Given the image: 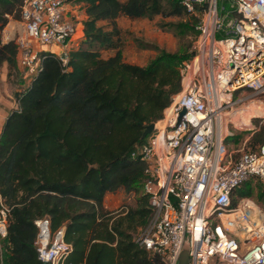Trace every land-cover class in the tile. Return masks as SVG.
<instances>
[{
  "label": "trees",
  "instance_id": "trees-1",
  "mask_svg": "<svg viewBox=\"0 0 264 264\" xmlns=\"http://www.w3.org/2000/svg\"><path fill=\"white\" fill-rule=\"evenodd\" d=\"M73 1L86 13L81 44L70 49L66 63L41 51L43 68L16 93L18 106L0 133V208H8L4 264H51L39 258L35 244L36 220L43 217L53 232L64 228L72 244L62 264H167L135 240L151 207L142 190L145 161L132 153L146 140L147 124L161 118L182 89L180 66L191 53L147 43L156 49L147 63L128 61L118 17L192 14L181 0ZM23 5L0 0V70L7 62L9 75L19 69V46L1 32L11 16L22 19ZM103 48L113 53L104 56ZM260 120L248 148L264 139ZM253 178L237 188L234 204L256 195L264 205V187L255 192ZM119 188L135 192L136 204L106 208V193Z\"/></svg>",
  "mask_w": 264,
  "mask_h": 264
},
{
  "label": "built area",
  "instance_id": "built-area-1",
  "mask_svg": "<svg viewBox=\"0 0 264 264\" xmlns=\"http://www.w3.org/2000/svg\"><path fill=\"white\" fill-rule=\"evenodd\" d=\"M181 3L196 17V40L191 56L180 66L182 89L132 153L145 161L142 190L151 207L150 218L135 240L167 264H178L185 245L188 264H264V218L247 214L264 208L247 196L233 202L246 180L264 179V139L256 148L242 147L238 153L226 141L234 134L230 123L253 128L242 117L251 101L264 94V0ZM67 4V0H24L23 31L15 39L19 66L27 77L43 68L42 50L68 61L77 25ZM239 211L246 219L227 216ZM227 220L250 222L248 233H236ZM36 223L39 258L62 264L72 244L61 229L51 230L47 217ZM7 225L8 208L3 205L0 264H4Z\"/></svg>",
  "mask_w": 264,
  "mask_h": 264
},
{
  "label": "rangeland",
  "instance_id": "rangeland-1",
  "mask_svg": "<svg viewBox=\"0 0 264 264\" xmlns=\"http://www.w3.org/2000/svg\"><path fill=\"white\" fill-rule=\"evenodd\" d=\"M165 7L166 10L171 9V5L168 1H165ZM67 8L69 17L73 19L77 25V30L73 36V40L70 42V46L77 47L81 44V40L84 36L83 24L86 18V13L81 3L73 0L68 1ZM228 8H230V5H228ZM195 22L196 19L193 15H164L162 13L156 14L153 17H141L138 19L137 23L133 19L130 20L129 18H126L123 21L126 28H123L121 36L125 57L131 60L137 59L145 61L148 57L146 51L148 49L156 50L150 45H147V43H153L166 50L188 53L189 55L196 40V34L193 32ZM135 25L138 26V34L136 33ZM22 31V19L11 16L10 20L2 30L1 35L4 41H8L12 38H16V36ZM7 36L9 37L7 38ZM112 53L113 50L102 49V54L104 56H108ZM8 71V64L6 62L0 70V133L7 115L11 109L18 106L16 93L25 88L31 80V77H27L20 67L18 71H14L11 75L8 74ZM255 98L256 100L251 101L250 108L242 117V120L245 123H250L249 125L254 129L258 127L257 119H261L260 121L264 122V94ZM257 111H260V114L253 116L252 114ZM237 126H239V124ZM237 126L231 123L229 124V129L233 130L234 134L228 141V144L231 150H235L238 153L239 148H248V141L251 137V131L253 128H240ZM244 127H247V125H244ZM253 185L256 192L259 186L264 187V179L253 178ZM127 193L128 195L125 199L127 202L125 203L128 206L135 205L138 195L135 192ZM250 200L264 208L263 203L258 201L256 195L250 196ZM226 224L237 232L240 229L248 230L251 225L250 222L242 220L238 223H232V221L227 220ZM254 234L255 233H252V236ZM256 238L257 237H254V239Z\"/></svg>",
  "mask_w": 264,
  "mask_h": 264
},
{
  "label": "crops",
  "instance_id": "crops-1",
  "mask_svg": "<svg viewBox=\"0 0 264 264\" xmlns=\"http://www.w3.org/2000/svg\"><path fill=\"white\" fill-rule=\"evenodd\" d=\"M126 18H129L130 20L133 19L137 23L138 19L141 18V17L132 18V17H129V16H126V15L119 16L118 17V24H119L120 28H122V30H123V28L124 29L126 28L125 24L123 23L124 19H126ZM100 23H106V21H101ZM135 29H136V33L138 34L139 33V29H138L137 25H135ZM146 52L148 53V57H147V59L145 61H140V60H137V59H134V60L128 59L127 57H125V53L124 52L123 53H124V57H125L126 60L131 61V62H135V63H139V64H145V63L148 62L150 57L156 53V51L148 49ZM230 136H232V135H230ZM227 145H228V148H229L228 141H227ZM127 195H128V193L126 192V190L124 188H119L118 190H115V191H109V192L106 193V195L104 197V205H105L106 208L111 209V210L120 209V207H122L124 205L125 206L127 205L125 203V202H127L125 200ZM232 233L235 234V231L232 230ZM236 233H238L240 235L247 234L246 231H243V230H241V231L239 230L238 232L236 231Z\"/></svg>",
  "mask_w": 264,
  "mask_h": 264
},
{
  "label": "water",
  "instance_id": "water-1",
  "mask_svg": "<svg viewBox=\"0 0 264 264\" xmlns=\"http://www.w3.org/2000/svg\"><path fill=\"white\" fill-rule=\"evenodd\" d=\"M154 125V122L147 124L145 130L143 131L144 137L154 129ZM62 233L64 234V228L62 229ZM189 258V247L185 245L180 253L178 264H188Z\"/></svg>",
  "mask_w": 264,
  "mask_h": 264
},
{
  "label": "bare ground",
  "instance_id": "bare-ground-1",
  "mask_svg": "<svg viewBox=\"0 0 264 264\" xmlns=\"http://www.w3.org/2000/svg\"><path fill=\"white\" fill-rule=\"evenodd\" d=\"M254 212H255V210L253 209L251 212H249L247 214H250L252 217H254L257 220L261 217L264 218V212H262V211H260L258 213H254ZM243 215H244V212L239 211V212H236L234 214L227 215V216L230 217L231 219H233L234 217H243V219L244 218L246 219V215H244V216ZM261 224H262V228L264 229V222H262ZM241 230L246 231V233H248L247 230L240 229V231Z\"/></svg>",
  "mask_w": 264,
  "mask_h": 264
}]
</instances>
